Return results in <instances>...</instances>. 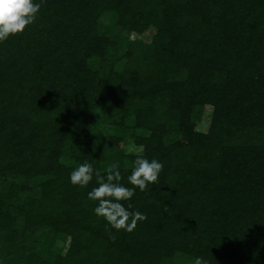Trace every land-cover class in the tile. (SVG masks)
Returning <instances> with one entry per match:
<instances>
[{"label": "trees", "instance_id": "trees-1", "mask_svg": "<svg viewBox=\"0 0 264 264\" xmlns=\"http://www.w3.org/2000/svg\"><path fill=\"white\" fill-rule=\"evenodd\" d=\"M12 1L0 0V9L11 14L5 20L0 15V45L21 57L9 83L19 92L21 115L29 110L27 101L48 103L49 143L36 140L31 129L22 138L15 127L16 140L8 141L5 128L17 126L11 124L14 110L0 106V145L12 149L0 176L13 178L25 165L39 185L15 211L8 212L0 197V228L6 229L0 264H264V0L162 1L168 17L183 5L199 11L193 20L198 51L185 44L178 60L169 54L180 32L163 35L174 28L167 18L145 43L140 65L158 74L162 88L156 94L172 114L169 129L182 128L188 138L166 145L161 131H167L157 124L140 136L142 154H125L114 131L91 138L84 60L68 53L54 25L61 7L49 0ZM154 1L129 18L147 26ZM78 13L70 8L65 24L73 25ZM28 14L33 19L24 24ZM196 56L203 60L200 76L183 73ZM206 103L213 107L201 133L193 127ZM129 104L132 114L137 106ZM134 116L147 132L152 103L145 101ZM34 143L49 150V170L29 168ZM61 156L77 158L85 170L59 164ZM19 214L21 230L14 227ZM60 237H69L65 251L57 247Z\"/></svg>", "mask_w": 264, "mask_h": 264}, {"label": "rangeland", "instance_id": "rangeland-1", "mask_svg": "<svg viewBox=\"0 0 264 264\" xmlns=\"http://www.w3.org/2000/svg\"><path fill=\"white\" fill-rule=\"evenodd\" d=\"M51 5H59L61 9L57 10V20L54 25H57L63 33L65 44L68 48V53L78 54L80 60H84L81 74L83 79V88L86 89L87 102L85 104V114L87 121L92 126L91 138L94 136H101L102 138L110 137L112 131L118 139L117 145H121L125 154H142L144 152V144L139 143L140 136H148L151 130L158 124L160 129L165 128L162 132V137L166 145L171 143H179L183 141L186 143L188 134L182 128H175L170 130L169 115L165 104L162 103L159 94H156L162 88L158 74H150L145 70L146 67L141 68V60H143L146 44H151L158 29L161 28L167 18H171L174 22V28L171 31L163 33L165 36L174 37V30L180 32L178 37H175L172 50L169 54H175V58L181 57L185 44H191L198 51L199 46H195L198 38L197 30L193 20L198 16V8H187L183 5L181 12L176 17H168L166 9L163 8V0H155L148 16V25L142 26L139 19L134 16L129 18V14H135L142 11L147 4V0H49ZM16 0L11 2L14 5ZM36 9L39 11L40 5L37 2ZM77 8L79 13L75 18L76 21L70 27L66 25L67 14L70 8ZM35 9V10H36ZM30 12V11H29ZM31 13V12H30ZM32 14V13H31ZM0 15H3L4 20L10 18L11 14L5 13L0 9ZM131 20H129V19ZM33 19L28 14L24 19V24ZM80 19V20H79ZM23 22V18L21 19ZM32 21V20H31ZM31 23V22H30ZM180 30V31H179ZM160 35L158 43H162ZM186 37L192 38V42L186 41ZM76 38L80 44L74 43L72 40ZM141 42L140 50H137L138 43ZM74 43V44H73ZM76 45V46H74ZM163 46V45H162ZM75 48L73 51L72 48ZM187 52V50H184ZM18 51L13 50L6 45H0V106L9 107L14 110V119L11 124L15 123L17 126H9L5 128L8 130L10 140H14V127L22 130L24 138L29 129L36 134V140L40 142L49 143V109L48 103L42 100V103L28 102L26 113L21 115L19 111V92L11 87L9 80L12 78L16 69L20 67L16 64L20 62ZM178 55V57H177ZM184 56V55H182ZM190 59L184 67L183 73H189L191 76H200L203 66L200 59ZM143 64V63H142ZM176 65V64H174ZM89 80V83L87 84ZM108 80L109 82H105ZM165 92V91H164ZM120 93V96L118 95ZM157 95L156 98L154 96ZM172 96V95H171ZM8 100L4 104V100ZM145 101L151 102L153 105V116L149 117L150 124L143 132L136 123L138 117L134 115L137 113L139 106ZM3 103V104H2ZM136 105L133 108L135 112L127 113V104ZM24 106V105H23ZM213 105L206 103L201 119L194 125V130L197 132H207L210 124V110ZM121 109V115L116 116L115 112ZM155 108H158L157 111ZM24 109V108H23ZM156 110L159 114H155ZM163 112L164 115L162 114ZM211 113V112H210ZM155 114V115H154ZM161 118L158 119L159 116ZM17 118V119H16ZM26 119L24 123L19 119ZM157 122V123H156ZM151 128V130H150ZM131 132L134 134H131ZM3 135L2 133H0ZM76 135V133H75ZM16 140V139H15ZM33 157L29 159V168L33 170H49V150H41V145L35 144ZM98 145V143H96ZM12 149L4 145H0V167L8 168L6 166L7 160H11ZM82 159L80 153L77 154ZM59 164L63 166H71L73 169L85 170L83 162L77 158L59 157ZM102 160L98 159L100 164ZM106 163L108 161L106 160ZM25 168L21 167L14 176L2 177L0 176V197L2 202L6 205L8 212L17 207H23V201L32 196H36L39 192V185L32 183L36 179L29 176L30 173ZM12 175V172L10 173ZM17 174V175H16ZM49 175V171L47 173ZM40 180V178H38ZM16 207V208H15ZM7 212V213H8ZM21 214L18 216L20 217ZM23 217H15L14 227L18 230L24 228L25 224L21 221ZM6 229L0 228V239L4 238ZM69 237H60L57 240V247L61 251H65L68 246Z\"/></svg>", "mask_w": 264, "mask_h": 264}]
</instances>
